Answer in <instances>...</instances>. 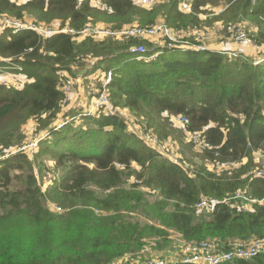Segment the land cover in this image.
I'll list each match as a JSON object with an SVG mask.
<instances>
[{"label": "trees", "instance_id": "16d2710c", "mask_svg": "<svg viewBox=\"0 0 264 264\" xmlns=\"http://www.w3.org/2000/svg\"><path fill=\"white\" fill-rule=\"evenodd\" d=\"M95 1L98 6L93 0L21 5L0 0V17L24 21L31 14L73 30L101 23L150 26L158 19L189 30L264 19V0H191L192 14L180 11L178 0L154 9L132 0ZM222 3L220 15L201 21L202 13H211L203 8ZM138 43L0 30V76L11 72L24 81L22 86L0 83V147L5 152L28 143L23 127L31 119L41 136L36 150L0 163V264H109L137 257L147 240L158 239L157 249H165L170 232L189 243L215 239L223 246L264 238V178L246 177L263 169L253 154L264 150V62L255 65L250 54L232 59L213 50H169L139 61L126 53ZM79 69L83 76L112 72L109 99L134 120L103 111L83 115L78 108L63 113L59 87ZM66 72L72 75L66 78ZM182 115L210 148L195 155L186 147L176 163L147 136L166 140L175 131L174 118ZM244 160V166L222 175L208 166ZM48 175L52 179L44 191L40 182ZM131 177L139 183L128 186ZM239 191L263 202L251 212L221 205L199 216L195 209L202 197L223 199ZM49 202L63 212L50 211ZM227 264H264V255Z\"/></svg>", "mask_w": 264, "mask_h": 264}, {"label": "built area", "instance_id": "2783aa9c", "mask_svg": "<svg viewBox=\"0 0 264 264\" xmlns=\"http://www.w3.org/2000/svg\"><path fill=\"white\" fill-rule=\"evenodd\" d=\"M13 1L18 3V0ZM132 1L137 6L149 9V7L157 4L160 0ZM18 4L21 5L20 3ZM178 4L180 11L184 13L193 12V3L191 0H178ZM25 22L26 21L0 17V30L7 28L12 30L14 34L25 31H33L43 37H49L57 33H68L70 35H73V37L78 40L86 38H93L95 40L112 39L114 41L136 39L140 41V43H144L145 41L149 43L154 42L155 44L154 47H152V51H149V49L144 44H139L130 49H127L126 53L128 55H132L136 60L139 61L155 60L164 51L169 50L195 52H205L208 50H213L232 59H238L250 54L249 52L253 42L242 28L235 25L232 26L233 30L230 31V37L228 36V45L220 49H212L200 43L190 44L187 40L179 41L176 37V34L185 33L187 36H190V32H192V30L189 29L175 31L163 22H158L155 25L150 26H141L138 23H134L130 26H124L122 28H113L111 27V25H88L80 30L61 28L59 30L47 29L45 31H43L39 25L28 24ZM260 50L261 49L259 48V50L257 51ZM262 62H264V57H257L256 55L254 56L255 65H259ZM92 64H94V62H92ZM103 74L104 76L101 79V75ZM103 74L97 75L94 78V82L101 80V89H99L98 93L95 92V98L93 99L89 110L87 112L82 111L83 115H85L86 113L94 114L98 111H103L104 113L110 115L121 113L120 110L116 106H114L109 99L108 86L112 81V72H104ZM59 89L65 95V101L63 103V110H65L66 104L68 103L69 92L72 89L71 80H64ZM174 122L180 125V127L183 129L182 132L188 137L190 143L193 144L194 148H196L199 152L203 153L204 150L210 148V145L207 143L201 133L189 130L190 119L187 116H178L175 118ZM152 136L153 135L147 136V140L149 141V143L155 148L161 146L158 145L157 140L152 138ZM40 139L41 136L36 135L32 140H30L22 147H19L16 151H10L7 153L5 152L4 155L0 156V163L8 157L12 156L14 153L27 150L32 152L36 150L40 143ZM163 150L164 146L162 145V147L159 148L158 151L162 152ZM257 153L258 155L264 156V150L257 151ZM168 157H170L173 162H178L179 157L173 155H168ZM243 163L223 162L214 164V166L210 164L209 166L212 167L211 169L217 173L219 170L227 171L239 168ZM118 166L121 167V165ZM250 173V175H246V177L255 176L264 178V169H256L255 171ZM137 183L139 182L137 181ZM238 200L241 201L240 206L237 203ZM257 202L261 203L263 202V200H253L250 196L239 191L235 196H229L224 199L202 197L200 201L195 205V209L199 212L204 211L207 213H211L221 205H229V207L237 208L240 211L251 212L253 211L252 206ZM55 210L57 212H63V208L59 206ZM175 245L178 246L172 253H168L169 255L166 254L164 256L149 258L147 255L151 254L152 248L156 246V243L154 241H150L146 243V245L141 250V252L147 254L143 257V259L137 258L138 256L135 258L124 256L120 259L111 261L109 264H227L239 260H253L261 255H264V238H255L248 241L234 240L225 246H223L219 241L215 239H208L200 242L190 243L182 239V241H176Z\"/></svg>", "mask_w": 264, "mask_h": 264}, {"label": "rangeland", "instance_id": "374dc122", "mask_svg": "<svg viewBox=\"0 0 264 264\" xmlns=\"http://www.w3.org/2000/svg\"><path fill=\"white\" fill-rule=\"evenodd\" d=\"M11 1H13V0H11ZM27 1L28 0H18V3L24 4ZM171 1L172 0H163V1L160 0L157 4L149 7V9H154L159 5H163V4L169 3ZM223 4L224 3L220 4V6H218V7L208 6L206 8H203V10H208L211 13H209L207 15L205 13H202L200 15L201 21H205L206 19H208L210 17H216V16L220 15L224 11V7H223L224 5ZM192 13H187V14H192ZM24 21H26L25 23H28V24L39 25L43 31H45L47 29H53V30L54 29H56V30L61 29L60 23H56V22H54L52 24L42 23L41 21H38V18L36 17V15L33 16L31 14L30 15L27 14ZM158 22H161V20L158 19L157 23ZM53 25H54V27H53ZM100 25L101 26L102 25L110 26V24H104V23H101ZM233 25L242 28L246 32V34L249 36V38L253 41L252 47H251L250 52H249L251 56H255L257 53H259V51H257V50H259V48L261 50H263V48H264V38H263V35H264V19H260V23L255 18L254 19L243 18L240 22H235V23H230V24H223L222 22H215V23H212L210 25H205V26L201 25L202 27L199 26L200 28L191 29L192 32H190V36H187L185 33H182V34H176V37L179 41L187 40V41H189L190 44L200 43V44H203V45H205L209 48H212V49H220V48L228 45V36L230 37V35H231L230 31L233 30L232 29ZM170 28L175 30V31H182V30H176L172 27H170ZM139 44H144L149 49V51H152V49H153L152 47H154L155 43L154 42L153 43H149V42L140 43V41H139V43L137 45H139ZM76 71H79V74H78V76L74 77L73 79H71L73 75L66 72V78L68 76L72 75L71 78H67V80H71V82H72V89L69 92L68 103L66 104L65 110L63 111V113H65V114L67 112H69L70 109H73L75 111V110H77V108L79 109V111L83 110V111L87 112L90 108V105L92 104L93 99L95 98L94 97L95 92L98 93V91H99V88L97 87V85L101 84V80L94 82L95 76L102 74L101 71L97 72L95 74L88 75V76H83L84 73L81 72V69L76 70ZM103 76H104V74L101 75V78H103ZM18 79H19V77L17 75L13 76L11 72H6L0 76V83H5V84L6 83H12V84H18L17 86H19V84L21 82L20 86H22L24 84L23 78H20L19 80ZM112 79H113V77H112ZM120 112H121L120 115H122L125 119H127V121L134 120V116L132 113H130L126 110L124 112L123 111H120ZM174 120H175V118H174ZM59 123H61V120H59ZM131 124L135 126L134 122H131ZM171 128L174 129L175 131L170 132L169 136L166 140H163V141L160 140L158 138V136H156V134H153V136H152V138L157 140L159 145H161L160 141L165 142L164 144L166 146L164 147V150L162 152L165 153L168 150L171 152V154H169V155L180 157L179 156L180 152H182L184 155L185 152L187 153V151L185 150L186 147H191V151L195 155H201L200 154L201 152H199L196 148H194V145L190 143L188 137L182 132L183 129L180 127V125L176 124L173 121V126ZM140 129H141V126L138 124L137 130H140ZM37 130H38V123L34 119L29 120L26 123V125L23 127L24 133L26 135H28V137H29V139H28L29 141L32 140L36 135H39L38 133L35 132ZM179 140H181V142H183V145H182L183 148L179 145ZM161 147H162V145L158 146L156 149L158 150ZM18 148L14 147L13 149L6 150L5 152L6 153L10 152V151L14 152ZM5 152H3L1 147H0V156L4 155ZM17 153H19V152H17ZM17 153H14V154H17ZM188 155H191V152ZM253 156H254V162L257 164V166H261L260 168L264 169V156L258 155L257 152L254 153ZM247 161L248 160H245L241 166H244L247 163ZM133 166L135 168H137V165L134 164ZM209 168H212V167L209 166ZM258 170H260V169H258ZM213 173H215V172H213ZM223 173H224V171L219 170L216 174L222 175ZM58 174H59V172H58ZM250 174H252V173H250ZM250 174H248V175H250ZM51 179H52V175H48L46 177V179L42 182V184L40 182V185L44 191L46 190L47 187H49V185L51 183ZM137 180L138 179H136L135 177H131L127 182L128 186L136 184ZM142 188L146 189L145 187H142ZM145 192L148 193L147 195H150L147 190ZM48 204H49L50 211H52L53 213H61V212H57L55 210L58 207V205L56 203L49 202ZM197 212L200 214L199 216H202V215L207 213L204 211H202V212L197 211ZM170 233L171 234H170L168 239L171 242L168 244V247H166L165 249H162V250H158L157 249V241H159L158 239L147 240V241H145L146 243H148L150 241H154L156 243V246L152 248L151 254L147 255V254L141 252V254H139L137 258L143 259V257L146 255L149 258H154L156 256H164L168 253L169 254L172 253L175 250V248L178 246V245H175V242L176 241H182V238L177 233H174V232H170ZM130 257L135 258L132 256H130Z\"/></svg>", "mask_w": 264, "mask_h": 264}, {"label": "crops", "instance_id": "0c3cea01", "mask_svg": "<svg viewBox=\"0 0 264 264\" xmlns=\"http://www.w3.org/2000/svg\"><path fill=\"white\" fill-rule=\"evenodd\" d=\"M93 3H95V4H94L95 6H98V5H97L98 3H96L95 0H93ZM151 43H153V42H151ZM256 56H257V57H264V48H263V50L259 51V53H257ZM101 73L103 74L104 72L101 71ZM101 79H102V78H101Z\"/></svg>", "mask_w": 264, "mask_h": 264}]
</instances>
